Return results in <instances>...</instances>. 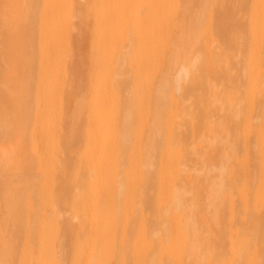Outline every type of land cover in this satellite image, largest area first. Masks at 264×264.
Masks as SVG:
<instances>
[{
	"label": "bare ground",
	"instance_id": "1",
	"mask_svg": "<svg viewBox=\"0 0 264 264\" xmlns=\"http://www.w3.org/2000/svg\"><path fill=\"white\" fill-rule=\"evenodd\" d=\"M0 264H264V0H0Z\"/></svg>",
	"mask_w": 264,
	"mask_h": 264
}]
</instances>
